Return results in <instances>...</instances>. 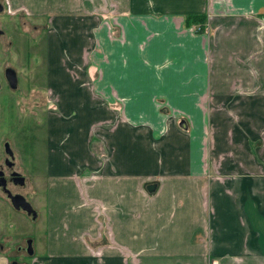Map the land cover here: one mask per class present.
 <instances>
[{"label": "crops", "instance_id": "obj_1", "mask_svg": "<svg viewBox=\"0 0 264 264\" xmlns=\"http://www.w3.org/2000/svg\"><path fill=\"white\" fill-rule=\"evenodd\" d=\"M8 1L52 31L20 264H264V0Z\"/></svg>", "mask_w": 264, "mask_h": 264}, {"label": "rangeland", "instance_id": "obj_2", "mask_svg": "<svg viewBox=\"0 0 264 264\" xmlns=\"http://www.w3.org/2000/svg\"><path fill=\"white\" fill-rule=\"evenodd\" d=\"M38 2L47 5L52 0ZM0 5V164L6 141L13 154L12 169L24 180L22 186L9 183L7 189L20 193L37 212L30 218L13 209L0 189V250L8 253L11 264H20L27 256L25 240H37L38 229L44 224V125L51 100V90L45 85L44 46L52 31L44 17L15 12L8 0H0ZM7 66L15 71V88H9L3 79ZM72 71L73 77H79L77 70Z\"/></svg>", "mask_w": 264, "mask_h": 264}, {"label": "water", "instance_id": "obj_3", "mask_svg": "<svg viewBox=\"0 0 264 264\" xmlns=\"http://www.w3.org/2000/svg\"><path fill=\"white\" fill-rule=\"evenodd\" d=\"M0 10H1V7H0ZM0 33H1V30H0ZM3 76H4V79L6 80V83H7L9 88H15L16 87V74H15V71L11 67L7 66V67H5L3 69ZM178 125L181 128H185V124H184L183 120H180ZM3 151H4V153L6 155H8V157H12V150L10 149V147H9L7 142L3 143ZM14 175L17 178L13 182L14 183H18V184H22L23 177L17 175L16 173ZM0 185H2V187H3V183H0ZM3 191L6 193V196L9 199V203H10V205H11V207L13 209H15V210L20 209V210L24 211V213L26 215H30L31 218L35 217V214H36L35 210L31 207V205L26 200H24L22 195H20V194H11L4 187H3ZM25 252L28 255L32 254V249H31V246H30V239H26L25 240Z\"/></svg>", "mask_w": 264, "mask_h": 264}, {"label": "flooded vegetation", "instance_id": "obj_4", "mask_svg": "<svg viewBox=\"0 0 264 264\" xmlns=\"http://www.w3.org/2000/svg\"><path fill=\"white\" fill-rule=\"evenodd\" d=\"M0 7H1V5H0ZM2 75H3V71H2ZM3 79H4V76H3ZM4 81L6 82V80L4 79ZM6 85H7V83H6ZM8 86V85H7ZM6 142V141H5ZM3 147V146H2ZM4 152V151H3ZM5 154V153H4ZM12 158H13V154H12V157H8V155H6L5 154V157L2 159V164H0V183H3V187L6 189V190H8L7 189V185L9 184V183H11V184H13V185H17V186H22L23 185V183H24V180H23V182H22V184H18V183H14L13 181H15V179L17 178V177H15V173L17 174V175H19L20 176V174L16 171V170H14V169H12V165H13V162H12ZM3 187H2V185H0V189H1V191L2 192H4L3 191ZM9 191V190H8ZM10 192V191H9ZM11 193V192H10ZM4 194H5V196H6V193L4 192ZM11 194H20V193H17V192H13V193H11ZM21 195V194H20ZM23 197V196H22ZM6 198L8 199V197L6 196ZM24 198V197H23ZM24 200H26L25 198H24ZM8 201H9V199H8ZM27 201V200H26ZM28 202V201H27ZM29 203V202H28ZM30 204V203H29ZM11 206V205H10ZM18 210H20V209H18ZM20 211H22V210H20ZM22 212H24V211H22ZM27 216H29L30 218H31V216L30 215H27ZM24 251H25V248H24Z\"/></svg>", "mask_w": 264, "mask_h": 264}, {"label": "trees", "instance_id": "obj_5", "mask_svg": "<svg viewBox=\"0 0 264 264\" xmlns=\"http://www.w3.org/2000/svg\"><path fill=\"white\" fill-rule=\"evenodd\" d=\"M187 18H189V20L191 21H196L198 23H201L204 20V15H190ZM199 28H201V25H199Z\"/></svg>", "mask_w": 264, "mask_h": 264}, {"label": "built area", "instance_id": "obj_6", "mask_svg": "<svg viewBox=\"0 0 264 264\" xmlns=\"http://www.w3.org/2000/svg\"><path fill=\"white\" fill-rule=\"evenodd\" d=\"M261 21L264 23V17L261 18Z\"/></svg>", "mask_w": 264, "mask_h": 264}]
</instances>
